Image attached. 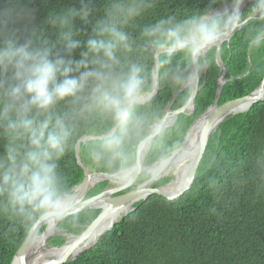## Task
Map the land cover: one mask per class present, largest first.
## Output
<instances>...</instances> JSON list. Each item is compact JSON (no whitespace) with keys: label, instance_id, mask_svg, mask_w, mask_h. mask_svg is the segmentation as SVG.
<instances>
[{"label":"clouds","instance_id":"obj_1","mask_svg":"<svg viewBox=\"0 0 264 264\" xmlns=\"http://www.w3.org/2000/svg\"><path fill=\"white\" fill-rule=\"evenodd\" d=\"M158 2L76 0L37 22L31 0H0L4 235L22 230L38 244L42 228L78 226L89 214L90 197L61 166L78 147L114 186L133 192L143 175L166 171L181 156L193 174L210 129L203 121L184 128V119L212 65L209 54L237 32L249 54L264 47V0H208L202 9L146 20ZM163 91L175 106L161 104ZM130 204L111 207L127 214L135 211Z\"/></svg>","mask_w":264,"mask_h":264},{"label":"trees","instance_id":"obj_2","mask_svg":"<svg viewBox=\"0 0 264 264\" xmlns=\"http://www.w3.org/2000/svg\"><path fill=\"white\" fill-rule=\"evenodd\" d=\"M76 0H31L36 21L51 8L74 4ZM208 0H159L146 17L150 21L168 14L182 15L188 10L204 8ZM97 6L99 4L97 3ZM211 67L203 74L204 85L198 92L192 111L184 119V128L212 104L219 68L215 50L210 54ZM219 57L228 80L222 87L218 105L242 98L264 80V47L248 53L244 33H235L224 42ZM172 94L163 91L157 99L168 104ZM178 100L175 97L171 106ZM84 161L94 169L80 149ZM69 183L74 187L83 178L75 158V149L61 161ZM147 178L143 175L140 180ZM156 181L152 188L169 182ZM106 182L95 185L87 194L99 195ZM215 208V212L210 210ZM127 213L89 250L63 264H264V102L225 120L209 138L195 177L182 195L166 199L152 194L134 204ZM100 210L89 209L78 226L65 224L59 229L78 234ZM0 225L6 222L0 220ZM45 229H41L43 232ZM25 237L22 230L8 235L0 228V264H10ZM55 245L59 237L49 238Z\"/></svg>","mask_w":264,"mask_h":264},{"label":"water","instance_id":"obj_3","mask_svg":"<svg viewBox=\"0 0 264 264\" xmlns=\"http://www.w3.org/2000/svg\"><path fill=\"white\" fill-rule=\"evenodd\" d=\"M226 42H228V41H226ZM221 46H222V44L219 46V51H220ZM219 51L217 52L215 50V60H216L217 66L219 68V72H218V76H217V80H216L217 81L216 82L217 89H216L214 100H213L212 104L210 106H208L189 127V128H192L200 119H202L203 117L204 118L206 117L205 118V120H206L205 124L210 129V132L206 135V138L202 137V140H206V144H207L209 138L211 137V135L215 131L219 132V127L225 120H227L228 118H232L233 116H235L237 114L246 113L251 108V106H253L254 104L264 102V80H263V82L254 91H252L247 96L233 100V101H231L227 104L221 105V106L218 105L217 101H218V98L221 94L223 85L228 80L232 79V78H229V79L225 78L226 69H225L224 64L220 60ZM203 85H204V83H203ZM174 98H175V96L172 95L166 106H171V103L173 102ZM240 103L241 104L245 103L246 104L245 108L242 110H239V111H235L236 106H238ZM203 152H204V150H203ZM203 152H202V154H203ZM202 154H201V156H202ZM201 156L197 160L196 168L194 169L193 174L189 175L188 170H187L184 179L182 181H180L177 185H174V182L176 181V176H174V174L172 173L173 179H171L168 183H165V184L158 186L156 188H152L151 185L154 184L156 181L162 179L166 175V172L165 171L164 172H158L156 175L146 173V174H148V178L146 180H144L143 182H141L139 184V186L135 188V192H133V188H131V189L129 188L128 192L115 196L116 193L121 192L123 190H126L128 188H118L116 186L115 187L111 186L110 184H112V183L108 178H106L102 173H99V174L95 173L94 171H92L89 168V166L84 161H82L81 155H80V148L79 147L76 148L75 149V158H76V162H77L78 166L83 171V178L79 184L74 186V188L77 191H83L87 195L89 193V191L96 184L101 183V182H107L108 183V186L104 187V189L102 190V192L99 195H97L96 197L89 200V209H92V210L98 209V210H100V214L88 226L83 228L77 235L69 234L71 237L75 238V240L69 246L66 245L67 244L66 242H64L61 246L52 247L50 245V242L48 239V237L51 236V233L49 232L48 234H46L49 230V225H48L47 228L43 231V235L40 237L41 244H48L49 249H60L63 247H65L66 249L59 256H55L52 258L42 260L36 264H63V263H68V262L73 261L81 253H83V252L89 250L91 247H93L104 234H106L108 231H110L126 215L125 211L121 207H111V205H113V204L124 205V204H127L129 201H131L130 207L134 208L135 203H137L139 201H144L148 196H150L152 194L163 196L166 199H171L173 197H177V196L181 195L179 193H181V192L183 193L191 185V183L195 177V173L197 171V167L199 165ZM168 186H172V187L167 190L166 188ZM130 193H133V195L130 196L129 195ZM103 202L106 203L105 206L100 205ZM113 212H118L117 214L122 213V215L117 220L113 221L107 228L102 230L98 234V236L91 243H89L87 246L83 247L82 249H80L76 252H72V249L77 244H79V242L81 241L83 236L90 229H92L93 227L98 225L99 222L104 217H106L107 215H109ZM53 227L57 233L60 232L58 227H55V226H53ZM44 234H46V235H44ZM34 249H36V248H34ZM29 251H30V241H26L24 239L21 246L18 248V250L14 254L10 264H29V259L38 252L36 249L35 251L32 250L31 254H29Z\"/></svg>","mask_w":264,"mask_h":264},{"label":"bare ground","instance_id":"obj_4","mask_svg":"<svg viewBox=\"0 0 264 264\" xmlns=\"http://www.w3.org/2000/svg\"><path fill=\"white\" fill-rule=\"evenodd\" d=\"M254 91V90H253ZM246 106L245 103H240L238 106H236L235 111H239L244 109ZM206 118V117H205ZM205 118L203 117L202 119H200L193 127V131L196 130L197 125L199 124V122L203 121L205 123ZM203 155V154H202ZM202 157V156H201ZM186 163L187 161L184 159L183 156L179 157L175 163H173L165 172L167 174H169V170H171V174L173 173L174 176H176V181L174 182V185H177L180 181H182L186 175L187 172V167H186ZM158 172H164V170H162V167L160 168H155L152 170V172L150 174L152 175H156ZM106 186H108V183L106 182ZM105 186V187H106ZM172 186H168L166 189H170ZM101 206H105L106 203L103 202L100 204ZM118 212H113L109 215H107L106 217H104L98 225H96L95 227H93L92 229H90L81 239V241L79 242V244H77L73 249L72 252H76L80 249H82L83 247L87 246L89 243H91L97 236L98 234L104 230L105 228H107L113 221L117 220L122 213L117 214ZM54 230V227L52 225H49V230L46 234H48L49 232L51 233ZM44 234V235H46ZM75 240L74 237H69V240H67V244L66 245H70L73 241ZM36 248L37 249V253L32 256L29 259V264H36L42 260L48 259V258H52L55 256H59L60 254H62L65 251V247L60 248V249H43L42 248V244L41 242L36 244L30 241V251L29 254H31L32 249Z\"/></svg>","mask_w":264,"mask_h":264},{"label":"rangeland","instance_id":"obj_5","mask_svg":"<svg viewBox=\"0 0 264 264\" xmlns=\"http://www.w3.org/2000/svg\"><path fill=\"white\" fill-rule=\"evenodd\" d=\"M146 175L148 176V174H146ZM163 178H170V180L173 179V175L171 174V170H169V174L166 173V175H165ZM163 178H162V179H163ZM140 179H141V178H140ZM58 229H59V228H58ZM59 230H60V232L57 233L56 230L54 229V230L51 232V236H49L48 239L51 238V237H59V238L63 239V243H64V242H67V240H69V237H71L69 234L75 235L74 233H71V232L66 231V230H61V229H59ZM64 232H65V233H64ZM55 233H56V234H55ZM53 235H54V236H53ZM50 245H51L52 247H58V246H61L62 244H60V245H55V244H53L52 242H50ZM42 248H43V249H46V250H49L48 244H42ZM32 250L35 251L36 249H32Z\"/></svg>","mask_w":264,"mask_h":264},{"label":"flooded vegetation","instance_id":"obj_6","mask_svg":"<svg viewBox=\"0 0 264 264\" xmlns=\"http://www.w3.org/2000/svg\"><path fill=\"white\" fill-rule=\"evenodd\" d=\"M141 182H142V181L139 180V181H138V185H139ZM110 185L113 186V187H115L113 184H110ZM134 187H135V186H134ZM128 190H129V188H128L127 190H125V191L123 190V191H121V192H118V193L115 194V196H117V195H119V194H123V193L127 192Z\"/></svg>","mask_w":264,"mask_h":264}]
</instances>
